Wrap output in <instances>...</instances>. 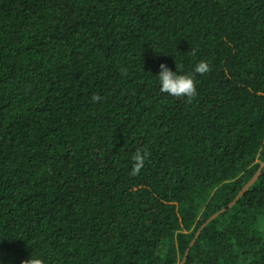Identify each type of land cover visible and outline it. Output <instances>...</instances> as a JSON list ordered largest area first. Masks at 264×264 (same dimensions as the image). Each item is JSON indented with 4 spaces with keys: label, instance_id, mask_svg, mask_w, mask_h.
<instances>
[{
    "label": "trees",
    "instance_id": "1",
    "mask_svg": "<svg viewBox=\"0 0 264 264\" xmlns=\"http://www.w3.org/2000/svg\"><path fill=\"white\" fill-rule=\"evenodd\" d=\"M33 254L264 264V0H0V264Z\"/></svg>",
    "mask_w": 264,
    "mask_h": 264
},
{
    "label": "clouds",
    "instance_id": "2",
    "mask_svg": "<svg viewBox=\"0 0 264 264\" xmlns=\"http://www.w3.org/2000/svg\"><path fill=\"white\" fill-rule=\"evenodd\" d=\"M191 55H196L195 49L191 50ZM160 74L158 79L161 84L160 91L162 93H167L174 97H187L188 102L197 95V88L194 75L192 74H179L178 66L177 72L171 71L166 65H160ZM211 71L210 65L207 61L201 60L196 64L194 68V73L199 75L207 74ZM101 97L97 95H93L92 100L94 102H99ZM149 157V153L141 149H137L134 155L132 156V160L134 161L133 168L131 171L132 176L138 175L141 170L145 166V162ZM22 264H45V261L34 254L31 258L26 259L22 262Z\"/></svg>",
    "mask_w": 264,
    "mask_h": 264
},
{
    "label": "water",
    "instance_id": "3",
    "mask_svg": "<svg viewBox=\"0 0 264 264\" xmlns=\"http://www.w3.org/2000/svg\"><path fill=\"white\" fill-rule=\"evenodd\" d=\"M258 177V174L255 176V178L253 179V180H251L247 185H246V187L243 189V191L238 195V197L236 198V200H238L240 197H241V195H243V193H245L251 186H252V184L256 181V178ZM236 200L230 205V207L231 206H233L234 204H235V202H236ZM225 210H223V211H221V212H218L217 214H215L213 217H211V219L209 220V221H211L212 219H214L215 217H217L219 214H221L222 212H224ZM198 234H199V232L197 233V236H198ZM195 241V240H194ZM194 241H193V243H194ZM193 243L191 244V246L193 245ZM184 261H185V259H184ZM184 261H183V263H184ZM182 263V264H183Z\"/></svg>",
    "mask_w": 264,
    "mask_h": 264
}]
</instances>
